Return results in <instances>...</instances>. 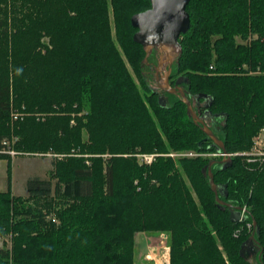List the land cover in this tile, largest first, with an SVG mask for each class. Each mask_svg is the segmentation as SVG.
<instances>
[{"label": "trees", "instance_id": "1", "mask_svg": "<svg viewBox=\"0 0 264 264\" xmlns=\"http://www.w3.org/2000/svg\"><path fill=\"white\" fill-rule=\"evenodd\" d=\"M150 8V0H0V160L9 177L0 237L11 241L0 264H134L143 232L170 235V264H255L242 245L256 228L264 264V163L167 156L220 150L180 96L151 86L146 71L158 54L144 63L131 22ZM187 12L173 77L227 153H247L264 128V0H192ZM12 107L46 116L18 119L17 152L64 155L49 179L28 180L25 198L12 192L3 152ZM138 153L161 156L145 166ZM212 161L220 199L237 215L245 208L244 221L218 204L205 171Z\"/></svg>", "mask_w": 264, "mask_h": 264}, {"label": "water", "instance_id": "2", "mask_svg": "<svg viewBox=\"0 0 264 264\" xmlns=\"http://www.w3.org/2000/svg\"><path fill=\"white\" fill-rule=\"evenodd\" d=\"M191 1L192 0H150V9L132 17V26L137 29V32L134 35V42L141 45L146 52L144 63H148L153 50L157 49L161 52L162 56L159 65L156 68L157 75L163 70V68L169 66L164 78V87L161 86L162 89L166 90L169 94L180 96L187 106L188 115L193 119L194 123L197 126H200L208 138L214 142L215 146L220 150L219 152L227 153L223 141L213 133L205 119L198 116L194 111L191 101L187 97L184 89L180 87L181 84L184 83L183 78L177 81L176 88H173L169 83L174 59L179 55L181 56L183 53L179 39L182 35H186L191 28V18L187 12V7ZM200 99H206L209 101L210 97L201 94ZM212 101L213 100H211V102ZM159 102L164 108L167 107V101L164 97H159ZM203 143L204 142H201L200 146H202ZM231 160L232 159L229 158L221 163L231 162ZM217 163V161H212L205 171H208L210 185L216 195L218 204L224 208L227 207L232 210L231 219L235 222V217H239V219L241 217V213L237 215L235 210L239 211L240 209H235L231 204L220 199L219 194L222 190L215 184L212 173V167ZM256 234H258L257 228L252 237L242 245L244 257L248 258L247 254L254 256L259 252L260 246L256 240Z\"/></svg>", "mask_w": 264, "mask_h": 264}, {"label": "rangeland", "instance_id": "3", "mask_svg": "<svg viewBox=\"0 0 264 264\" xmlns=\"http://www.w3.org/2000/svg\"><path fill=\"white\" fill-rule=\"evenodd\" d=\"M239 43H244L240 38L237 39ZM45 42H48V39H45ZM149 61V60H148ZM151 67V65L149 66ZM153 67L151 69H147V74L150 77L151 86L154 89L159 88V83L156 81V76L154 74L155 70ZM253 74V72L251 73ZM11 110L10 116V128L13 133V141L11 140V147L7 148V151L17 152L14 147H16V143L19 142V138L14 136L16 133L18 126V119L21 120L25 117H36L38 120L44 121L46 116L40 114H28V113H20L17 109L13 108ZM25 110V108H24ZM72 124H75V121H72ZM86 138V137H85ZM5 141H8L7 139ZM4 141V142H5ZM13 146V147H12ZM194 151H181V152H171L167 156L170 157L171 154L177 155L175 157H171L175 160L181 158H188L185 154H195ZM152 155L145 153H138L134 156L137 157L139 163L145 166H151L143 162V156ZM161 156L159 154H156ZM9 158L12 161V187L14 188V195L20 197H27V182L30 178L39 177L42 179H49V175L54 168V161L57 159L64 158V155H58L52 151L43 153H19L14 156V154H8ZM79 154L75 155L72 152L68 157H76ZM104 158H108V156H103ZM194 158V157H193ZM157 159V158H156ZM1 160L0 161V191L7 190L8 188V161ZM89 163V162H87ZM178 166V165H177ZM26 195V196H24ZM11 241L9 237L2 238L0 237V249H10ZM258 254V253H257ZM257 254L252 256L248 255V259L253 261L256 264ZM134 264H170V235L167 233H138L135 237V256H134Z\"/></svg>", "mask_w": 264, "mask_h": 264}, {"label": "built area", "instance_id": "4", "mask_svg": "<svg viewBox=\"0 0 264 264\" xmlns=\"http://www.w3.org/2000/svg\"><path fill=\"white\" fill-rule=\"evenodd\" d=\"M3 152L7 153V154H12V155L14 154V156L16 154H19V153H15L14 151L13 152L7 151V149L4 150ZM240 155H244L245 157H247L249 162L264 163V128L253 139V147L247 153L228 154V153L219 152L218 154H205V155L195 153V154H189V155L185 154V155H180V156H185V157H188V158H193V157H198V156H203V157H223L225 160H227L229 158L231 159L233 157L240 156ZM175 156H177V155H173V154L170 155V157H175ZM158 157L159 156L156 155V154L145 155V156H143L142 160L146 164L151 165L156 160V158H158ZM246 217H247V210L244 208L242 210V212H241V217H240L241 221H244L246 219ZM249 228H251L250 225H249Z\"/></svg>", "mask_w": 264, "mask_h": 264}, {"label": "flooded vegetation", "instance_id": "5", "mask_svg": "<svg viewBox=\"0 0 264 264\" xmlns=\"http://www.w3.org/2000/svg\"><path fill=\"white\" fill-rule=\"evenodd\" d=\"M154 52H156V53L158 54V56H157V63H156V64L151 63V64H149V65H151V67H153L154 70H155L154 74H155V76H156V81L159 83V84H158V85H159V88H158V89L161 90V91H163V92H167L166 90L162 89L161 86L164 87V78H165L166 73H167V71H168V69H169V66H168L167 68H163V70L157 75L156 68H157V66L159 65L160 58H161L162 54H161V52H160L159 50H157V49L153 50L152 54H153ZM152 54H151V55H152ZM151 55H150V56H151ZM179 58H180V55L174 59V64H173V66H174L175 63L178 61ZM173 66H172V73H171V75H170V77H169V83L171 84V86H172L173 88H176V85H177V82H176V81H177L178 78L175 79V78L173 77ZM179 79H181V77H180ZM183 86H184V84H181L180 87H182V88L184 89ZM184 91H185V89H184ZM167 93H168V92H167ZM185 93H186V92H185ZM201 118H204V119H205V117H201Z\"/></svg>", "mask_w": 264, "mask_h": 264}, {"label": "crops", "instance_id": "6", "mask_svg": "<svg viewBox=\"0 0 264 264\" xmlns=\"http://www.w3.org/2000/svg\"><path fill=\"white\" fill-rule=\"evenodd\" d=\"M1 161V160H0ZM7 162V161H6ZM7 190H8V188H7ZM7 190H3V191H0V192H6ZM12 192H13V194H15L14 192V188L12 187ZM24 196H26V195H24Z\"/></svg>", "mask_w": 264, "mask_h": 264}]
</instances>
